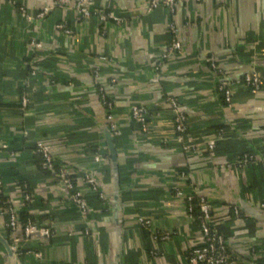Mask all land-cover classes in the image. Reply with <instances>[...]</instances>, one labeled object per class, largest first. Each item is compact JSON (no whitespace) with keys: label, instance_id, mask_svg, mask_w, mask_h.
Returning a JSON list of instances; mask_svg holds the SVG:
<instances>
[{"label":"crops","instance_id":"1","mask_svg":"<svg viewBox=\"0 0 264 264\" xmlns=\"http://www.w3.org/2000/svg\"><path fill=\"white\" fill-rule=\"evenodd\" d=\"M94 1V9L122 22L79 17L56 0H0V192L18 214L28 207L31 221L52 227L51 236L27 237L22 222L11 231L0 206V236L17 248L12 254L0 240V264H115L118 253L117 264H189V252L203 243L199 222L175 194L189 182L210 203L212 224L239 263L264 264V89L253 93L241 82L247 73L264 76V0H180L173 11L153 8L151 0ZM169 23L179 30L182 53L156 70ZM211 60L234 81L230 107ZM101 87L121 131L118 235L109 201L85 183L92 175L112 194ZM170 96L183 105L187 140L198 152L177 143ZM135 105L149 109L145 128L132 119ZM39 141L82 189L86 212L57 175L41 168ZM245 155L255 158L245 162ZM24 183L30 203L23 201Z\"/></svg>","mask_w":264,"mask_h":264},{"label":"built area","instance_id":"2","mask_svg":"<svg viewBox=\"0 0 264 264\" xmlns=\"http://www.w3.org/2000/svg\"><path fill=\"white\" fill-rule=\"evenodd\" d=\"M180 0H162L161 2L158 0H151V7H158L159 5H164L168 7L170 11H173L176 4ZM201 1V0H197ZM94 0H56V3L63 8H74L77 11L79 17H83L86 19H90L94 17L99 23H106L110 20L115 21L117 24L122 22V19L116 15L114 12L106 11V10H96L93 8ZM23 13H26V9L24 7L21 8ZM44 13L39 14L38 16H42ZM59 28L63 29L67 34H72L73 30L66 28L63 24L58 25ZM169 38L167 42V47L165 53L162 54L160 62L156 65L155 69L159 70L162 65V62L171 57H176L182 53V43L179 39V30L174 23H169ZM36 46H41L39 42H33ZM104 60V57L100 58ZM211 68L219 77L218 90L222 93L224 97V101L227 106L232 105L233 100V91L232 86L234 85V81L227 78L224 75L222 69L219 68L217 63L214 60H211ZM96 76L100 75L99 68L95 70ZM243 84L250 89L253 93L258 92L264 89V76L259 73H247L241 79ZM100 97L101 102L106 108V120L108 121V125L110 130L113 132L114 137H117L121 134L119 127L114 119V102L111 100L107 93L104 91V87L100 89ZM173 117H174V128L176 131V141L177 143L187 152H198L197 148L187 140V115L183 108L181 102L170 96L167 99ZM22 103L24 106L28 105L27 97H23ZM149 109L135 105L132 107L131 116L132 119L141 126V128H145L149 119ZM223 137L222 132H218L216 135L217 139H221ZM217 139L209 142L207 144V150L209 153L213 152L217 147ZM37 151L41 154L44 165L47 169L53 171L55 175H57L62 183L68 188L71 193V198L78 205L81 211L86 212L89 208V202L87 198L84 196L82 189L77 185L75 179L69 175V173L63 168H56L55 160L50 152V149L47 145L39 141L36 144ZM1 155V149H0ZM254 155H245L244 161L254 160ZM95 160L100 162L102 160V156L100 153L95 154ZM190 176L189 172L183 171L181 174L182 179H188ZM85 183L91 187V189L95 190L98 193V197L105 201L106 197L104 192L99 188L94 179L87 175L85 177ZM27 186L26 184L24 185ZM3 187V178L0 174V190ZM24 188V187H23ZM176 196L185 200L186 203V211L187 215L190 219L196 220L199 222L200 230L203 238V243L192 249L188 254V262L189 264H240L238 259L229 252L227 247V238L220 232H218L212 224V213H211V205L205 197L198 196L196 194L195 187L191 182L184 185H178L175 189ZM32 200V195L29 192H25L23 196L24 203H30ZM6 209V213L8 215V228L11 231L17 230L21 226V221L19 219L18 211L15 207L8 205ZM235 212L238 213V208H234ZM140 222L143 227H149L150 221L141 217ZM24 233L27 237L34 233H40L41 235L51 236L52 227L49 224L39 225L31 220H29L23 227ZM86 233H90V229H86ZM169 234H163L161 236L162 239H167ZM13 250H17L16 246H12ZM153 255L156 252L152 253ZM37 256H41L40 252L36 253Z\"/></svg>","mask_w":264,"mask_h":264},{"label":"water","instance_id":"3","mask_svg":"<svg viewBox=\"0 0 264 264\" xmlns=\"http://www.w3.org/2000/svg\"><path fill=\"white\" fill-rule=\"evenodd\" d=\"M102 134L107 145L108 159H109L111 175H112V194L108 195L107 192L104 190L103 186L99 184L97 179H95L92 175L91 176L94 179V181L97 183L99 188L102 191H104L105 197L109 201L110 211L115 225L114 228L116 234L118 235V231L121 229L120 225L122 223V215H121L122 195L120 189V168L118 162V153L115 143V137L113 135V132L110 130L108 123L102 127ZM0 240L4 241L9 251L13 254L12 246H10V244L6 240H4L1 236H0ZM119 257H120V253L117 254L115 264L118 263Z\"/></svg>","mask_w":264,"mask_h":264},{"label":"trees","instance_id":"4","mask_svg":"<svg viewBox=\"0 0 264 264\" xmlns=\"http://www.w3.org/2000/svg\"><path fill=\"white\" fill-rule=\"evenodd\" d=\"M221 95H222V93H221ZM223 96V95H222ZM223 99H224V97H223ZM40 166H41V168L43 169V171L45 172V173H49V174H52L53 173V171H51V170H49V169H47V167L44 165V161L43 160H41L40 161ZM56 168H58L57 166H56ZM26 183H24L23 184V192L25 193V192H29L30 191V189L28 188V186H24ZM9 205V202H8V200H7V196H5L2 192H0V206L2 207V208H7V207H9L8 206ZM19 215V219H20V221L23 223V225H25L29 220H32V216L30 215V213H29V209H28V207H24L21 211H20V213L18 214ZM227 247H228V249H229V246H228V244H227ZM229 252L231 253V251L229 250ZM232 254V253H231ZM233 255V254H232Z\"/></svg>","mask_w":264,"mask_h":264}]
</instances>
